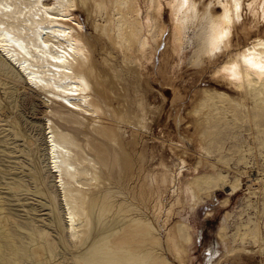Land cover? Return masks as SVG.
<instances>
[{"label":"bare ground","instance_id":"obj_1","mask_svg":"<svg viewBox=\"0 0 264 264\" xmlns=\"http://www.w3.org/2000/svg\"><path fill=\"white\" fill-rule=\"evenodd\" d=\"M89 1L81 0L88 12ZM91 1L94 16L100 10L106 11L108 24L98 28L102 39L107 38L110 45L118 49L119 52L115 49L118 53L121 52L126 64L137 66L143 60H152L166 33L167 26L163 20L166 8L170 11L172 24L167 58L178 57L180 62H186L188 57L184 58V49L188 33L201 26L202 33H199L203 41L197 55L198 64L208 60L210 66H214L213 76L232 86L234 94L208 89L202 92L200 100L212 101V109H216L218 114L214 115L208 108L202 111V104L193 111V115L197 116L195 128L202 154L198 165L209 161V154L214 148L209 127L206 134L201 131L207 121L212 123L229 117L235 123L247 122L254 126L253 120L256 121L264 111V30L259 29L264 21V0H145L146 15L140 0H126L127 6L120 0ZM79 7L78 0H0V82L6 79L3 80L5 84L21 82L26 85L46 108H53L50 113L57 116L62 126L55 128L45 111L47 118L42 128L51 185L44 188L41 194L51 197L50 193L54 192L62 197L60 204L72 246L82 241L80 227H89L93 216L102 222L109 218L115 222L128 217L134 222L126 231L123 243L115 242L112 247L107 248L106 245L99 250L91 251L90 248L84 253L89 256L86 263L83 258L79 259L81 256L71 261L67 253H62L59 246H55L52 254L57 259L55 264H173L165 255L169 250L180 264H186L190 239L183 241L182 236L185 232L191 233V226L172 225L165 235L167 250L154 219L147 211L151 213L153 210L155 218L166 226L174 214L184 210L187 199L183 195L180 176L185 168L189 169V162L185 156L179 155L174 170L161 162V171L154 172L144 162L147 154L137 147L141 140L137 136L141 130L135 129L137 136L132 141L126 142L123 138L120 132L123 123L139 122L138 127H145L146 123L142 124L145 119L143 102H139L137 112L130 109L132 104L126 106L124 95L114 90L120 84L119 74L110 73L109 68H105L110 58H104L100 63L91 56L94 45L84 36V26L75 14ZM239 34H243L244 40L237 39ZM219 57L223 58L220 63ZM169 78L168 82L174 86L172 78ZM14 85L9 91L12 105H15L19 91ZM184 98L179 87L174 86L170 101L174 112L171 111L170 116H173L178 136V127L185 120L180 103ZM252 113H255L254 118ZM8 118L10 115H6ZM64 129L74 131L79 139ZM3 131L0 129V171H4L0 175V183L9 185L16 179L26 183L23 177L12 173L14 166L11 158L4 154V151L12 153L9 148L11 142ZM87 138H90L89 148ZM29 143L34 145L33 140ZM220 161L227 162L223 158ZM201 177L193 181L199 202L211 197L218 186L227 187L231 193L241 186V176L233 183H228L224 177L216 182L213 175ZM248 177L252 179L250 174ZM256 181L259 183L260 178L252 179V188ZM3 194L4 191H0V202L3 201ZM14 196L12 193L6 198V203L12 205L3 207L0 204L3 216L0 224V264L9 262L6 256H2L3 250L7 251L6 254H14L8 247L5 232L11 221H18L24 230L33 234L41 227L32 221V217L26 216L36 209L15 204L17 200ZM166 198L170 199L168 204H165ZM160 214L162 218H159ZM12 229L24 236L14 224ZM89 235L86 233L84 245ZM223 235L224 229L219 232L222 244L225 243ZM236 236V247L226 252L245 250L252 253L253 250L247 248L250 240L253 247L264 250V236L258 225L253 230H238ZM134 239L138 241L131 243ZM155 248L161 249L162 254L154 253ZM44 254L46 251L42 248L39 256ZM224 258L219 257L213 264H220Z\"/></svg>","mask_w":264,"mask_h":264},{"label":"rangeland","instance_id":"obj_2","mask_svg":"<svg viewBox=\"0 0 264 264\" xmlns=\"http://www.w3.org/2000/svg\"><path fill=\"white\" fill-rule=\"evenodd\" d=\"M78 1L80 7L75 10V14L79 22L84 26V36L94 45L91 56L100 63L104 61V58H110L109 65L105 68L106 70L109 68L108 71L110 70V73L119 74L120 84H118L119 86L115 84L114 90H117L118 93L121 92L119 93L121 96L124 95L123 99H125L126 106L130 107L132 104L130 109L137 112L138 106H140L139 102H143L142 108L145 111L146 120L144 119L142 124L145 122V127H138L139 122L123 123L120 128V132L124 135L123 138L126 139V142L132 141L137 136L135 129L141 130V133L138 131L140 135L137 136L141 139H139L141 144L139 143L137 147L147 154L144 162L154 172L161 171V162H165L174 170V165L177 164L179 155L185 156L190 164H188L189 169L185 168L183 176H180V181L184 188L183 195L187 199V206L184 210H180L176 215L174 214L169 224L166 225L167 227L159 219L155 218L153 210V214L152 211L151 213L150 210L147 211V214L151 219H154L156 227H158V232L165 243V248H167V232L171 226L181 224L182 227H185V224H188L191 226V233L185 232L182 236L183 241L190 239L186 264H213L221 256L225 258L220 264H264V250L253 247L251 245L253 244L252 240H250L251 244L247 245L248 249L251 248L253 250L252 253H248L245 250L226 252V250L232 251L236 247L238 230H253L258 225L264 236V111L256 121L253 120L254 126H250L247 122H243V124L242 122L235 123L229 117H222L221 121L212 123L207 121L206 127L204 126L201 131L206 134L209 127L214 148L209 154V161L207 163L204 161L203 164L198 165L199 156L202 154L198 148L199 138L195 128L197 127V121L195 120L197 116L193 115V111L199 104H202V111L208 108L214 115L218 114L216 109H212V101L206 100L202 102L200 100L202 92L208 89L218 93L227 91L234 94L232 86L213 76L214 66H210L209 62H207L208 60L204 62L205 64H200L201 66L198 64L197 55L201 51L203 41L202 34L199 33L200 31L202 33L201 26L190 30L188 33L189 37L184 49V58L188 57L187 60L185 59L186 62H180L178 57L167 58L166 49L172 32V24L170 11L166 8L163 13V20L167 26L166 33L163 41L160 42L158 48L154 51L152 60H143L141 64L139 63L140 65L138 64L139 66L134 63H128L131 66L130 68V66H127L128 64L124 63L121 52L118 53L119 50L110 45V41L107 38L102 39L103 36L98 31L100 26L108 24L106 11L100 10L94 16L92 14L94 5L91 0L89 1V12L87 11L88 9H85V5L82 4L81 0ZM144 1L140 0L144 15H146ZM120 2L127 6L126 0H120ZM259 29L261 31L264 30V21ZM233 37L235 40L236 36L234 35ZM237 39L239 41L244 40L243 34H239ZM78 59L79 61L81 60L80 58ZM218 60V63H220L223 58L219 57ZM193 61H195L194 64L196 65L193 64ZM164 64L165 67L163 68ZM202 65L204 69H201L203 68ZM169 77L172 78L174 86L179 87L185 97L180 101L182 104L181 113L185 120L178 127L179 136L176 134L177 129L173 116H170V112H174V108L170 104L174 86L168 82ZM3 80L7 81L6 79ZM3 80L2 83L4 84L0 82V129L4 130V135L7 134L9 137L11 142L9 148L12 150V153L4 151V154L11 158L14 166L12 173L15 176L23 177L26 183L18 179L9 185L0 183V191L5 193L0 204L3 207L12 205V203H6V198L13 193L17 200L15 204H25L36 209V211L30 212L26 216L28 218L32 217V221L41 227H39L40 229L37 233L33 234L24 230L18 221H11L5 232L8 236V247H11V254H14L10 255L9 252L6 254L7 251L3 250L2 256L7 257L9 260L8 264H55L57 259L52 254L55 252V246H59V250L62 253H67L72 258L71 261L81 256L79 259L83 258L86 263V259L89 256L84 255V253L90 248H92L91 251L94 249L99 250L100 247L103 248L106 245L107 248H109L108 246L112 247L115 242L123 243L126 231L134 225L133 220L130 219L131 217L115 222H112L109 218L102 222L93 216V223L89 227H80V230H82L80 240L82 239V241L72 246L64 221L62 205L60 204L62 197L60 198V195L54 192L50 193L51 197L41 194L44 188L51 185L48 177L49 171L45 155L46 146L42 128L47 118L45 111H47L50 119L53 120L55 128L59 126L62 128V126L56 118L57 116L53 112L50 113L53 108H46L39 97L30 92L26 85L21 82H17L15 85L9 82L5 84ZM13 85L19 88L17 97L14 100V104H17L16 106L12 105L9 94L10 87H13ZM249 102L252 105L251 99ZM114 105H117L116 102ZM6 115H10V118L6 119ZM252 116L254 118L255 113H252ZM252 128H254V131ZM64 130L75 135V138L78 137L74 131ZM194 132L196 133L195 136L193 135L195 134ZM193 137L198 141L195 142ZM89 139L87 138V141ZM30 140L34 141V145L29 143ZM90 146L91 144L88 141L87 147L89 148ZM222 158L227 160V162H221ZM247 172L248 175H246ZM3 173L4 171L1 170L0 175ZM249 174L252 179L260 178L259 183L257 181L256 183L254 182V189L250 186L252 179L248 177ZM32 175L37 177V179L33 178ZM208 175H213L215 178L214 182L224 177L228 183L235 182L241 176V186L233 193L227 187L218 186L214 189L211 197L199 202L193 181L196 177L200 178L203 176L201 178H205ZM169 202L170 199L166 198L165 204ZM24 209L26 210V208ZM161 216L162 214H160L159 218H162ZM2 217L0 214V224H2ZM12 224L23 232L24 236L15 233L12 229ZM8 229L9 231H7ZM223 229L224 244L219 240V232ZM86 233H90V235L87 244L84 245L83 239ZM137 241V239H134L131 243H136ZM42 248L45 249L46 254L39 256V251ZM167 250L169 249L167 248ZM157 252L162 254L161 249L155 248L154 253ZM165 255L168 257L169 262L180 264L170 250L167 253L165 252Z\"/></svg>","mask_w":264,"mask_h":264}]
</instances>
